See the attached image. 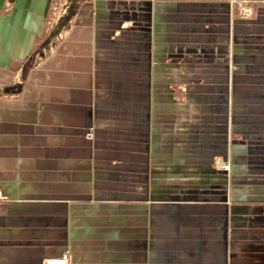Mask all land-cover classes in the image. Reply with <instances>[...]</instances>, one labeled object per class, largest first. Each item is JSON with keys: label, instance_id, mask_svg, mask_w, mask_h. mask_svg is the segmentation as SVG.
<instances>
[{"label": "rangeland", "instance_id": "rangeland-1", "mask_svg": "<svg viewBox=\"0 0 264 264\" xmlns=\"http://www.w3.org/2000/svg\"><path fill=\"white\" fill-rule=\"evenodd\" d=\"M34 2L22 6L28 10L24 24L38 25L39 33L26 56L11 57L4 66L8 78L0 79V103L22 100L30 72L45 70L72 39V30L85 27L97 43L90 47V58L100 61L95 68L90 64L92 75L98 73L99 92L92 91L89 101L111 105L83 129L82 137L73 136L70 156L54 159L52 183L38 181L40 189L22 191L25 195L17 198L3 186L5 176L0 179V214L11 202H66L65 219L56 216L50 228L55 255L41 258L40 264H149V250H166L163 244L149 245L159 240L149 237L155 227L195 233L204 224L198 220L200 211L176 220L173 210H155L157 204L264 206V201L245 200L264 196L263 183H240L239 191L231 190L230 180L226 183L228 135L264 141V132H256L264 126V0ZM12 3L1 6L0 17H11ZM127 102L133 110H126ZM239 114L246 131L233 132ZM139 153L146 156L130 157ZM85 170L93 175L90 185L70 190L76 184L73 173ZM202 180L205 184L199 185ZM156 185L174 189L166 198L151 197ZM220 211L216 208L215 219ZM253 215V210L245 213L246 218ZM85 226L92 232L83 236ZM260 230L264 251V225ZM193 236L187 240L191 246L198 241ZM213 239V250L222 252L215 264H226V230ZM40 240V247H46ZM244 262L232 259L231 264Z\"/></svg>", "mask_w": 264, "mask_h": 264}, {"label": "crops", "instance_id": "crops-1", "mask_svg": "<svg viewBox=\"0 0 264 264\" xmlns=\"http://www.w3.org/2000/svg\"><path fill=\"white\" fill-rule=\"evenodd\" d=\"M6 2L13 3L11 17H0V64L3 65L0 66V79L8 78L4 66L11 57L13 59V57L26 56L39 33L38 25L35 24L34 29L33 24L30 26L27 22L24 24V16L28 10L22 6L23 4L34 6L36 4L34 0H0V10ZM74 29L72 39L63 45L62 52L57 53L50 62L45 64V70L30 72L29 85L24 90V98L20 101L0 103V179L3 180L5 176L3 186L8 185L5 187L7 192L17 198H21V194L25 195V192L40 189L38 181L48 185L53 178L48 177L54 174L52 171L55 166L54 159H61L65 157V154L70 156L71 153L67 147L74 141L73 136L82 137L83 129L93 120L99 119L104 109L111 107L107 105L103 108L102 103L92 104L89 101L91 94L99 92L98 73L94 71L95 74L92 75L90 71L92 61L94 68L100 64L96 58L93 60L90 58L93 52H90V47L96 48L97 43L95 38L93 41L92 38H88L85 27ZM4 90L7 91L10 88L6 87ZM113 105L120 106L117 102ZM237 107H239L237 111L241 113V106ZM125 108L126 110L134 109L133 104L128 102ZM238 121H235L232 126L233 132L246 129L243 124L245 120L241 114L238 116ZM131 131L133 133L134 129H130ZM256 132H264V126H257ZM252 136L248 135V138ZM257 138L255 137L254 141L247 140L246 135L242 140H231L230 135L226 138V157L231 163L230 176L226 175V183L230 180L231 190L239 191L241 186L237 184H247L250 180L252 181L248 183L264 184V176L262 177L264 175V141H258ZM146 139L147 137H144L142 140ZM56 142L60 144L56 146ZM219 149H221L220 146ZM145 156L139 153L130 157L142 159ZM27 160H32L34 165L28 167ZM40 160L43 165H39ZM145 167L146 165L143 164L144 169ZM49 168H51L50 172ZM201 172L207 173L208 169H203ZM10 175H14L11 182ZM73 175L76 184L70 190L79 191L82 189L81 184L90 185L93 179L91 171L85 170ZM205 182L202 180L198 184H205ZM261 188L264 187L261 186ZM173 189L166 185H156L151 189L150 194L151 197L166 198ZM22 191L25 192L20 193ZM246 199L260 202L264 201V196L255 195ZM154 207L155 210L162 208L173 210L171 213L176 220L187 218V215L200 211L201 217L198 220L201 222H198L204 224L195 229V233H193L194 230L187 232L176 226L167 233L157 231L155 227L151 230L149 237L159 238V240L153 244L150 242L149 245L152 247L154 244H163L166 250L164 252L149 250L146 253L149 264H215L220 261L222 252L213 250L215 247L213 238L221 236L225 230L226 264H231L232 259L238 263L248 261L252 264H264L263 230L257 232V228H263L264 225V206L233 204L192 206L169 203L157 204ZM216 208L217 211L221 210L218 219L214 217ZM67 210L66 202L18 201L6 205V211L0 214V264H40L41 258L55 255L54 236L50 232L51 224L57 217H61L63 221ZM251 210L254 211V215L246 218L245 213ZM245 223H249V227L255 230L247 229L248 226L246 227ZM16 226L22 228L17 229ZM90 232L92 228L85 226V231L81 235L84 236L85 233ZM74 235L72 233V237ZM145 235L143 233V238ZM190 236L198 240L193 241L192 246L187 241ZM40 239L45 240L48 247L41 248ZM189 246H191L190 249H188ZM177 247L179 248L176 249ZM78 259L81 260V257L79 256ZM152 260L156 261L151 263Z\"/></svg>", "mask_w": 264, "mask_h": 264}, {"label": "bare ground", "instance_id": "bare-ground-1", "mask_svg": "<svg viewBox=\"0 0 264 264\" xmlns=\"http://www.w3.org/2000/svg\"><path fill=\"white\" fill-rule=\"evenodd\" d=\"M52 260H53L55 263H58V262H57V261H58L57 259H52Z\"/></svg>", "mask_w": 264, "mask_h": 264}, {"label": "built area", "instance_id": "built-area-1", "mask_svg": "<svg viewBox=\"0 0 264 264\" xmlns=\"http://www.w3.org/2000/svg\"><path fill=\"white\" fill-rule=\"evenodd\" d=\"M52 263V262H51ZM60 263V262H59Z\"/></svg>", "mask_w": 264, "mask_h": 264}]
</instances>
